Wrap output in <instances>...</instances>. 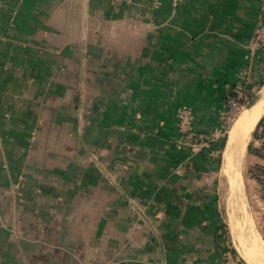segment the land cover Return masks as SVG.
I'll use <instances>...</instances> for the list:
<instances>
[{"label":"crops","instance_id":"crops-1","mask_svg":"<svg viewBox=\"0 0 264 264\" xmlns=\"http://www.w3.org/2000/svg\"><path fill=\"white\" fill-rule=\"evenodd\" d=\"M60 5L0 0V264H33L34 229L40 220H56L57 203L69 206L67 221L79 220L80 210L83 221H96L83 247L87 253L96 248L97 260L240 264L219 234L226 220L217 171L189 165L178 143L179 110L189 108L195 129L206 134L220 125L233 87L247 97L260 93L231 127L222 168L237 193L243 155L248 169L263 176L248 179L262 205L260 230L244 234L230 221L250 264L244 255L252 252L251 238L264 243V156L257 148L264 112L244 139L240 128L264 97V55L251 48L264 0H83V22L76 26L83 36L52 39L62 33L55 20ZM79 43L83 107L76 108H83V120L61 128L57 109L71 103L57 104L64 91L52 79L55 59L71 60L72 51L63 49ZM85 77L95 82L86 86ZM41 92L42 99L30 98L31 108L22 106V95ZM73 140L79 147H71ZM56 174L68 187L62 193Z\"/></svg>","mask_w":264,"mask_h":264},{"label":"rangeland","instance_id":"rangeland-1","mask_svg":"<svg viewBox=\"0 0 264 264\" xmlns=\"http://www.w3.org/2000/svg\"><path fill=\"white\" fill-rule=\"evenodd\" d=\"M56 2H60V6H58V12L56 14L55 20L61 21L57 24V26H62L60 31L61 34H52L50 38L57 39L62 36L80 38L83 36V28H77V24L79 22H83V0H55ZM46 10L48 8H45ZM44 11V8H43ZM42 10L41 16H44L45 13ZM65 26V28H64ZM64 32V33H63ZM59 47V45H58ZM60 49V48H59ZM65 53L72 51L73 57L72 59H66L70 56L62 55L59 57L57 55L56 61V69L54 71V75L52 79H55L57 85H59V89L63 88V97L61 101L62 103H71L69 108L60 109L58 112V123L61 128L64 127H74L76 123V119L80 117L83 120V108L77 109V105L82 103L83 107V44H71L64 47L63 51ZM63 54V53H61ZM66 65V66H65ZM82 70V71H79ZM42 74V73H41ZM86 86H90L95 82V77H85ZM85 81V80H84ZM42 82V78H41ZM58 89V87H55ZM89 90V89H88ZM27 98H21L22 106L32 107L30 98L35 100L42 99V92L40 96L34 97L31 94L22 95ZM250 100V97H249ZM59 106V105H57ZM185 108V107H183ZM181 108V109H183ZM187 108V107H186ZM180 109V110H181ZM180 110L177 114L179 117ZM244 110V109H243ZM242 110V112H243ZM78 114L80 116H78ZM193 117V116H192ZM236 122V121H235ZM234 122V123H235ZM234 125V124H233ZM194 126V123H193ZM219 127V126H218ZM217 129L213 131H209L206 134L209 138L215 136V134H220ZM195 128V126H194ZM257 132L256 129L252 132L249 141L252 142ZM218 139L223 138L221 135H217ZM227 140L229 138V133L226 135ZM215 138V137H213ZM217 139V140H218ZM181 140V134H180ZM210 140V139H209ZM217 140H210L207 144L200 149H193V147L181 143L179 141V146L183 149L182 158L187 161L189 165H194L199 169H215L216 172V180H217V188L216 195L219 198L222 205V212L224 215V219L226 222L222 224L219 228L220 236L225 239L223 241V246H225L230 250L232 256L239 258L240 264H248L246 260L242 257L241 252L237 247L236 239L234 238L231 232L230 221L233 218L232 224L235 223L237 226L242 228L244 234L248 232L249 227H253L255 230H260L261 225V217L262 214V205L258 203L257 197L255 196V192L253 191V187L249 184V169L247 167V157L243 155L241 159V184L239 187V192H233L226 175L224 174V149L221 150L219 148H215L212 145V142ZM226 140V143H227ZM71 147L77 148L78 141L73 140L70 142ZM206 151V152H205ZM220 159V161H219ZM63 166V163H59ZM57 164V165H59ZM107 166V165H104ZM223 168V171H222ZM64 175V174H63ZM110 177V175L108 176ZM57 178V191L62 193L66 187L65 184L62 183L63 178L61 175L56 174ZM66 204H56V220L52 221H39L37 231L34 229L35 235L34 240L39 244L40 251L37 250V254L33 258V264H110V258H101L99 260L96 259L95 251L96 248H91V252H85V247H83L84 235L91 230H94L96 225V221H83L81 216H83V210L77 212L76 217H80L79 220H70L67 221L65 218L67 217V212H69ZM95 208V207H94ZM69 216V215H68ZM245 222V223H244ZM10 223V222H8ZM15 223V222H14ZM244 223V224H241ZM40 225V226H39ZM27 229V228H25ZM31 228L27 229L30 230ZM67 233L66 235H63ZM258 233V232H257ZM22 234V233H20ZM31 238V237H29ZM28 239V237H25ZM86 240V238H85ZM87 250H89L87 248ZM235 250V252H233ZM84 252V253H83ZM19 255V254H18ZM31 259H29L26 264H31Z\"/></svg>","mask_w":264,"mask_h":264},{"label":"built area","instance_id":"built-area-1","mask_svg":"<svg viewBox=\"0 0 264 264\" xmlns=\"http://www.w3.org/2000/svg\"><path fill=\"white\" fill-rule=\"evenodd\" d=\"M174 4H177L179 0H172ZM251 48L253 51H261L264 55V18H261L255 28ZM236 96L230 93L225 99V112L222 117L221 123L218 127L220 134H215V138H209L207 134L198 132L193 126L192 112L189 108H183L179 113V132L181 134V143L187 144L193 149H200L204 147L210 140H217V135L225 137L231 127L233 126L236 119L241 114L242 110L245 109L246 104L249 102L247 96L242 92L236 91ZM210 139V140H209ZM258 153L264 156V130L262 128L258 131ZM223 264H226L225 262Z\"/></svg>","mask_w":264,"mask_h":264},{"label":"bare ground","instance_id":"bare-ground-1","mask_svg":"<svg viewBox=\"0 0 264 264\" xmlns=\"http://www.w3.org/2000/svg\"><path fill=\"white\" fill-rule=\"evenodd\" d=\"M263 112H264V97L260 100L258 105L253 107V110L248 115H246L242 123V126L240 128L241 129L240 137L242 139L246 138V136H248L249 133L254 129L258 119L261 117ZM232 161H233L232 155H228L227 156V169H226L227 173H229L230 169L232 168ZM252 238H251L252 241L250 240V246H252L251 247L252 252L250 253L253 254L255 257H257L258 259L264 261V243L262 242L261 239H259V237L253 236ZM251 254L245 253L244 256L246 257L247 261L250 264H254V262L251 260L252 259Z\"/></svg>","mask_w":264,"mask_h":264},{"label":"trees","instance_id":"trees-1","mask_svg":"<svg viewBox=\"0 0 264 264\" xmlns=\"http://www.w3.org/2000/svg\"><path fill=\"white\" fill-rule=\"evenodd\" d=\"M230 94L231 95H233V96H236V94H237V92L235 91V88L233 87L231 90H230ZM249 97L250 96H248V99H249ZM252 97H250V99H251ZM261 123V122H260ZM259 123V124H260ZM198 132H200V131H198ZM200 133H202V132H200ZM227 138V136H225V137H223V138H220V139H218L217 141H215V142H212V145L216 148H219V149H221V150H223L224 149V146H225V144H226V139ZM249 149H251V147H250V145H249ZM206 152V151H205ZM219 161H220V159H219ZM256 168V167H255ZM254 168H252V169H249V174L251 175V176H254V177H256L257 179H259V180H261L262 178H263V176H261V173H260V175H259V173H254V170H253ZM258 169V168H257ZM233 252H235V250H233Z\"/></svg>","mask_w":264,"mask_h":264},{"label":"water","instance_id":"water-1","mask_svg":"<svg viewBox=\"0 0 264 264\" xmlns=\"http://www.w3.org/2000/svg\"><path fill=\"white\" fill-rule=\"evenodd\" d=\"M260 98V93L255 94L250 100L249 102L246 104L245 109L247 108H251L256 102L257 100Z\"/></svg>","mask_w":264,"mask_h":264}]
</instances>
